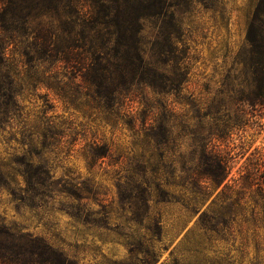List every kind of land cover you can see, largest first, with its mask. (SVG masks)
<instances>
[{"label": "rangeland", "instance_id": "rangeland-1", "mask_svg": "<svg viewBox=\"0 0 264 264\" xmlns=\"http://www.w3.org/2000/svg\"><path fill=\"white\" fill-rule=\"evenodd\" d=\"M169 2L142 32L165 95L139 77L119 93L89 88L42 46L66 34L53 10L30 3L6 31L0 19L17 94L0 106V264H264V104L237 102L251 91L241 51L257 0ZM173 15L189 55L181 89L178 62L155 56ZM220 160L216 187L201 174ZM36 166L50 187L26 183Z\"/></svg>", "mask_w": 264, "mask_h": 264}, {"label": "trees", "instance_id": "trees-1", "mask_svg": "<svg viewBox=\"0 0 264 264\" xmlns=\"http://www.w3.org/2000/svg\"><path fill=\"white\" fill-rule=\"evenodd\" d=\"M168 2L169 0H93V3L90 0H0V19L4 25L2 30L6 31L9 27L5 23L10 16L24 22L28 19L29 13L22 14V11L28 9L30 3L36 9L53 10L66 27L63 30L66 34L63 37L58 35L55 39H44L42 46L47 45L48 52L57 62L70 65L76 77H82L89 88L107 90L110 94L114 91L119 93V89H123L121 87L128 86L139 77L142 85L151 86L161 95H165L167 83L160 82L165 74L160 71L159 64L145 59L142 32L143 20L149 16H164L170 6ZM162 29L166 44L160 46L155 56L165 60L163 63L178 62L179 68L175 70L177 76L171 78L170 83L171 88L181 89L190 72L186 67L189 55L187 49L180 50L179 53V48L175 45V33L180 31V25L174 15L170 21L164 23ZM7 39L6 35H0V99L5 100L2 104L0 102V106H8V102L17 95L14 92L11 65L7 59ZM61 40L68 45L61 46ZM241 52L243 62L253 70V77L250 81L251 91L247 94L239 91L237 102L250 106H256L259 102L264 104V0H257L255 4L248 23L246 46ZM3 114L7 115V112ZM30 168L21 172L30 188L36 190L50 187L52 183L49 170L42 166ZM228 175V167L220 160L216 169H207L201 177L220 187ZM46 248L44 244H39L36 251L42 255ZM8 260L10 264H25L13 257ZM42 263L59 264L51 259Z\"/></svg>", "mask_w": 264, "mask_h": 264}]
</instances>
